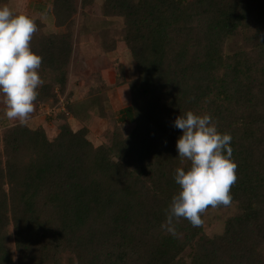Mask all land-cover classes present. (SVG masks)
<instances>
[{"label":"trees","instance_id":"obj_1","mask_svg":"<svg viewBox=\"0 0 264 264\" xmlns=\"http://www.w3.org/2000/svg\"><path fill=\"white\" fill-rule=\"evenodd\" d=\"M49 2L64 31L48 33L35 19L30 46L43 57L44 81L37 108L65 95L76 16L95 0ZM103 11L123 18L136 62L131 103L118 117L133 128L125 135L117 125L95 145L88 126L70 124L82 113L67 102L52 139L42 126L5 130L0 264H13L14 253L18 264H264V0H104ZM91 90L88 107L105 116ZM187 111L210 114L233 138L237 209L213 235L205 215L201 227L181 219L175 235L162 227L179 192L175 170L190 166L178 157L174 126Z\"/></svg>","mask_w":264,"mask_h":264},{"label":"clouds","instance_id":"obj_2","mask_svg":"<svg viewBox=\"0 0 264 264\" xmlns=\"http://www.w3.org/2000/svg\"><path fill=\"white\" fill-rule=\"evenodd\" d=\"M38 30L33 17L7 4L0 6V103L5 106V117L21 126L35 111L38 89L44 83L39 75L43 57L30 46ZM174 126L182 131L176 142L178 157L190 166L176 168L179 192L165 209L162 227L173 235L181 219L201 227L209 208L231 206V189L238 180V164L230 146L233 138L218 130L210 114L187 111L175 119Z\"/></svg>","mask_w":264,"mask_h":264},{"label":"rangeland","instance_id":"obj_3","mask_svg":"<svg viewBox=\"0 0 264 264\" xmlns=\"http://www.w3.org/2000/svg\"><path fill=\"white\" fill-rule=\"evenodd\" d=\"M104 0L95 2L85 9L79 7L76 25L73 32L74 52L69 68L68 87L65 95L55 106L43 104L35 111L27 125L31 128L42 126L49 138H54L59 132L60 120L57 114L65 110L67 102H75L81 118L69 115V122L74 129L83 125L90 129V138L95 145L109 141L114 129L119 125L127 135L133 124L120 122L119 111L131 103L130 86L128 82L138 77L136 62L123 41L122 30L124 21L121 17H106L103 11ZM7 4L17 13L27 14L44 24L48 33L63 32L55 24L49 0H0V6ZM241 46L244 41H240ZM92 89V90H91ZM90 90H99V101L105 107V116L99 110L90 109L88 100H94ZM95 95V94H94ZM87 102L86 105H84ZM84 113V114H83ZM19 124L5 117V106L0 103V152L3 151V135L7 128ZM233 204L223 209H211L205 214L206 232L210 235L221 233L227 217L236 213ZM12 232V228L9 229ZM13 247V240L10 241ZM264 253V246L261 248ZM14 253V263H17Z\"/></svg>","mask_w":264,"mask_h":264}]
</instances>
